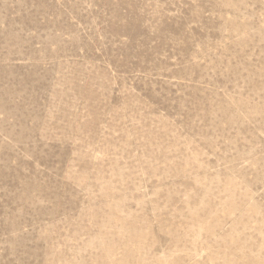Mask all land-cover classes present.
<instances>
[{"label":"rangeland","instance_id":"rangeland-1","mask_svg":"<svg viewBox=\"0 0 264 264\" xmlns=\"http://www.w3.org/2000/svg\"><path fill=\"white\" fill-rule=\"evenodd\" d=\"M0 264H264V0H0Z\"/></svg>","mask_w":264,"mask_h":264}]
</instances>
